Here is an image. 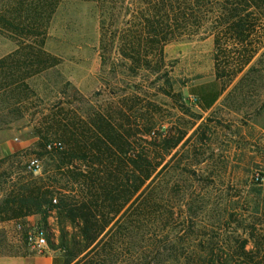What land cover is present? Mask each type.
I'll list each match as a JSON object with an SVG mask.
<instances>
[{
	"label": "rangeland",
	"instance_id": "1",
	"mask_svg": "<svg viewBox=\"0 0 264 264\" xmlns=\"http://www.w3.org/2000/svg\"><path fill=\"white\" fill-rule=\"evenodd\" d=\"M13 1L0 0V12ZM119 2L113 10L116 16L122 14ZM100 14L93 1L63 0L47 27L43 50L53 59L45 69L21 65L12 69L15 58L9 56L17 51L18 42L12 31L0 27V143L23 146L18 152L0 153V184L9 175L13 181L38 178L50 168L52 155L35 135L39 127L45 131L52 119L57 126L62 120L89 122L94 113H101L129 134L136 151L147 152L143 140L148 137L142 134L149 128L156 138L163 132L185 134L165 156L170 165L155 183L160 205L174 208V216L147 223V229L161 232V237L142 239L139 233L121 241L119 250L169 249L163 237L172 228L188 238L179 247L182 250H207L212 243L219 250H241L243 241L245 250H264V46L249 65L253 70L246 68L236 76L214 105L202 111L191 92L216 80L212 36L205 31L166 45L162 77L157 79L149 71H132L130 62L117 52V39L106 40L101 49ZM217 82L221 90L223 81ZM48 137L65 147L53 131ZM150 152L155 162L165 154L161 148ZM12 154L17 157L1 163ZM32 157L41 162L39 172L25 170ZM51 212L57 238L60 228L55 209ZM30 217L0 223V240L34 251L24 241V230L17 229L19 224L41 225L39 216L38 224ZM66 228L72 231L69 225Z\"/></svg>",
	"mask_w": 264,
	"mask_h": 264
},
{
	"label": "trees",
	"instance_id": "2",
	"mask_svg": "<svg viewBox=\"0 0 264 264\" xmlns=\"http://www.w3.org/2000/svg\"><path fill=\"white\" fill-rule=\"evenodd\" d=\"M62 1L14 0L2 8L0 27L12 31L18 42L17 51L9 56L15 58L12 69L51 65L53 58L43 44L49 21ZM83 1H93L101 10V49L106 40L117 39V52L130 62L131 70L149 71L157 79L162 77L166 45L205 31L212 36L216 80L191 92L202 111L214 105L236 76L246 68L247 72L253 70L249 65L264 46V0ZM117 2L122 12L118 16L113 12ZM217 80L223 81L221 90ZM17 90L13 88V92ZM53 122L45 131L39 127L35 134L38 144L52 155L50 168L38 178L24 176L13 181L7 176L0 184V223L37 215L40 224L46 225L49 211L55 209L60 233L56 242L48 239V246L61 254L63 264H264V250H245L246 241L241 250H219L213 243L207 250H182L179 247L188 238L175 228L163 237L169 249L119 250L121 241L139 233L142 239L161 237V232H150L147 223L156 217L174 216V208L160 205L155 183L170 165L165 156L181 144L185 134L163 132L156 138L149 128L142 134L148 137L143 140L144 152L136 151L129 134L101 113L79 124L62 120L57 126ZM51 131L65 147L59 142L60 149H46L53 143L48 137ZM156 148L165 153L158 162L150 152ZM16 157L12 154L1 163ZM182 209L179 207L180 213H184ZM68 225L72 231L67 230ZM19 251L0 240V255Z\"/></svg>",
	"mask_w": 264,
	"mask_h": 264
},
{
	"label": "crops",
	"instance_id": "3",
	"mask_svg": "<svg viewBox=\"0 0 264 264\" xmlns=\"http://www.w3.org/2000/svg\"><path fill=\"white\" fill-rule=\"evenodd\" d=\"M22 147L21 144H14L11 141H7L0 143V153L8 155L20 151ZM28 220L37 224L39 221L37 216H32ZM10 246L20 250V253L17 255H0V264H63L61 254L49 246L40 252L30 251L22 243Z\"/></svg>",
	"mask_w": 264,
	"mask_h": 264
},
{
	"label": "built area",
	"instance_id": "4",
	"mask_svg": "<svg viewBox=\"0 0 264 264\" xmlns=\"http://www.w3.org/2000/svg\"><path fill=\"white\" fill-rule=\"evenodd\" d=\"M61 148L59 142L49 143L46 146L48 151L57 150ZM41 169V162L37 157L30 158L25 164V170L28 173H36ZM56 200H53V204ZM53 212H49L46 225H18V231L24 230V241L29 248L34 251L40 252L48 247V239L56 240L55 234L56 230L51 226V220H54Z\"/></svg>",
	"mask_w": 264,
	"mask_h": 264
}]
</instances>
